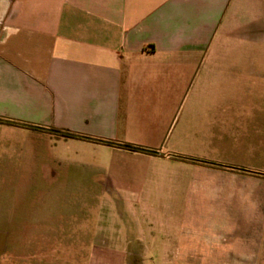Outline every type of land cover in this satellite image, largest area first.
<instances>
[{
	"label": "crops",
	"instance_id": "1",
	"mask_svg": "<svg viewBox=\"0 0 264 264\" xmlns=\"http://www.w3.org/2000/svg\"><path fill=\"white\" fill-rule=\"evenodd\" d=\"M0 119V264H264V0H0Z\"/></svg>",
	"mask_w": 264,
	"mask_h": 264
},
{
	"label": "rangeland",
	"instance_id": "2",
	"mask_svg": "<svg viewBox=\"0 0 264 264\" xmlns=\"http://www.w3.org/2000/svg\"><path fill=\"white\" fill-rule=\"evenodd\" d=\"M86 182L79 180H74L73 182V197L68 198L69 201H73V210H74V221L80 222L85 221L90 225L97 223L104 224H116L119 222H124L128 224L140 223L145 227L146 223H155L166 219L168 214H153V213H132L128 212L126 209L127 202L135 204L139 201L146 200L145 197H126L123 198L124 202L121 203L119 198L115 196L101 195L100 188L85 187ZM160 196L153 195L149 200V204H161ZM179 216V220H182L181 216L183 215L187 220L190 219V214H175ZM193 216V214H191ZM195 220L205 222V221H219L225 218L224 213H200L195 214ZM183 217V219H184ZM193 219V218H192ZM78 246L75 245V248ZM80 247V246H79ZM76 254V253H75ZM79 257V256H78ZM140 258V257H139ZM127 263L131 264H146L147 262L142 260L129 261ZM263 264V262H262Z\"/></svg>",
	"mask_w": 264,
	"mask_h": 264
},
{
	"label": "trees",
	"instance_id": "3",
	"mask_svg": "<svg viewBox=\"0 0 264 264\" xmlns=\"http://www.w3.org/2000/svg\"><path fill=\"white\" fill-rule=\"evenodd\" d=\"M0 122L3 123H7V124H13V125H20V126H24V127H28L25 124L19 123V122H14V121H8V120H1ZM50 133H52L53 135L62 138V139H84V140H89V141H94L97 143H103V144H107V145H111L112 143L108 142V141H103V140H97V139H92V138H87V137H83V136H79L77 134H73V133H66V132H59V131H55V130H48ZM122 146L123 148L132 151V152H143V153H154L150 150H146V149H142V148H138L132 145H128V144H123V145H119ZM192 161H197V162H202L201 160H192ZM219 167H224L227 169H232V170H239V171H246L242 168H238V167H234V166H223V165H217Z\"/></svg>",
	"mask_w": 264,
	"mask_h": 264
}]
</instances>
